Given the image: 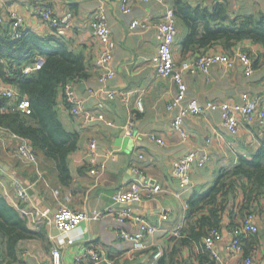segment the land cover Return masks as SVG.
Returning a JSON list of instances; mask_svg holds the SVG:
<instances>
[{
    "label": "crops",
    "instance_id": "1",
    "mask_svg": "<svg viewBox=\"0 0 264 264\" xmlns=\"http://www.w3.org/2000/svg\"><path fill=\"white\" fill-rule=\"evenodd\" d=\"M186 1L205 8L225 1L233 14H264V0ZM102 3L107 9L110 38L115 43L111 62L115 76L106 83V89L130 92L132 96L129 107H123L118 101L104 100L99 93L101 85L98 78L102 71L95 64L99 43L92 36L89 23ZM118 5L119 0H0V17L9 33L11 12L22 18L25 29L40 38L51 35L50 29L40 19L39 14L44 8H52L58 15L72 13V27L65 39L74 53L84 55L89 74V79L81 82L85 84V88H80L79 83L75 86V91L79 97L86 98V106L91 113L101 114L103 117L90 125H83L70 114L63 97L59 95L57 108L60 120L68 131L78 134L77 147L68 157L70 183L61 185L53 162L42 157L38 158L36 165L23 163L14 155L16 141L7 139L0 142V160L10 166L15 176L0 169V182L5 188L3 190L0 185V194L3 196L4 192L7 193L4 198L15 207L19 199L16 197L13 181L28 180L37 191L41 205L51 214H55L60 204L91 214L104 212L109 208L115 211L126 208L113 203L112 195L119 189H126L133 180L148 181L162 189L154 199L127 206L133 213L144 217L158 228L157 233L147 239V249L138 252L133 250L132 243L120 240L119 231L136 234L138 229L129 222L121 224L113 215L106 214L97 220L82 223L85 229L84 238L63 251V264H72L73 255L83 245L101 250L112 264H148L154 248L160 247L162 251H168L174 232L184 226L189 199L204 193L213 184L220 169L234 166L241 156H251L264 139V128L258 125L255 118L242 121V132L232 137L222 128L217 112H205L199 116L184 118L183 127L188 133L185 140L173 132L171 123L177 110L169 111L167 106L175 93V87L171 80L159 78L155 74V59L160 41L156 26L165 10L173 8V0H162L161 3L157 0L134 2L128 15L120 13ZM135 18L147 20L149 29L142 33L129 32L128 24ZM176 22L178 33L174 44V59L181 63L189 60L190 56L180 51L185 29L180 22ZM239 49L249 52L255 59L264 53L261 47L245 41L239 43L235 51L228 55H233ZM208 53L226 54L218 44L209 49ZM184 81L187 85V99H196L201 104L238 102L242 93H264V59L261 57L250 77L244 76L241 65L236 60L234 67L227 70L213 65L206 77L185 73ZM0 88H12V85L0 80ZM137 95L142 99L143 112L135 109ZM99 102L103 103L102 108L97 107ZM127 120L134 121L130 138L124 137L120 130V126ZM147 133L162 138L164 144L158 146L151 142L145 136ZM90 141L96 143L93 155L89 151ZM229 145H232L234 152ZM189 152L205 154L210 161L204 167H192L190 189L181 193L179 181L172 175L171 165ZM99 163H104L105 169L97 178L89 170L97 167ZM241 202L242 191L239 189L225 203L219 225L222 237L214 245L222 261L227 260L226 247L231 241L229 230L243 219L238 212ZM34 205L39 210L35 203ZM46 219L50 220L45 215L44 220L37 224L29 223V226L37 231L44 225L50 246L46 248L40 242L27 243L20 255V261L15 264H51L53 230L46 224ZM253 224L258 229L257 233L243 236V253L240 257L229 260V264H241L243 254L250 255L253 264H264V198H260L253 208ZM197 252L196 247L183 250L182 264H199L195 257Z\"/></svg>",
    "mask_w": 264,
    "mask_h": 264
},
{
    "label": "trees",
    "instance_id": "2",
    "mask_svg": "<svg viewBox=\"0 0 264 264\" xmlns=\"http://www.w3.org/2000/svg\"><path fill=\"white\" fill-rule=\"evenodd\" d=\"M172 9L176 20L185 29L180 51L190 58L208 53L217 44L226 54H231L239 43L245 41L264 51V14H233L225 1L205 8L186 0H173ZM37 56L43 57V65L31 74H22L20 68L32 63ZM0 57V79L14 86L17 92L16 101H0V127L28 140L37 160L42 157L53 162L59 182L68 185L71 181L68 157L77 147L78 134L63 126L57 101L59 95L63 97L66 83L77 85L89 79L86 58L81 53H74L65 38L52 34L40 38L25 29L21 38L12 40L4 26H0ZM250 57L256 67L261 57L264 59V53L256 59ZM239 189L242 191V202L238 212L243 221L246 216L253 215L254 206L260 198H264V139L251 156H241L234 166L220 169L215 181L204 193L189 199L184 226L178 236L171 237L168 251H162L156 264H182L183 250L192 247L198 250L195 257L199 264L210 262L204 239L210 230L220 229L225 203ZM250 234L255 233L241 236V254L243 236ZM29 242H40L48 248L50 240L46 227L43 225L37 231L31 229L26 216L0 194L2 264L19 262ZM243 256L250 257L247 254Z\"/></svg>",
    "mask_w": 264,
    "mask_h": 264
},
{
    "label": "built area",
    "instance_id": "3",
    "mask_svg": "<svg viewBox=\"0 0 264 264\" xmlns=\"http://www.w3.org/2000/svg\"><path fill=\"white\" fill-rule=\"evenodd\" d=\"M150 0H119V12L125 15L130 14L131 6L134 2L147 3ZM160 3L162 0H157ZM41 21L50 29L51 34L58 38H66L70 28L72 27L73 15L67 12L63 15H58L52 8H44L40 12ZM9 23L11 27L10 37L12 40L19 39L23 36L25 28L22 24V18L15 12L9 14ZM176 17L172 8H167L157 24L160 41L157 48V56L155 59V74L159 78H167L171 80L175 87V93L167 109L177 110V115L171 123V130L175 132L182 140L187 139L188 133L183 127V119L188 116H199L205 112L219 113L220 123L222 128L232 137L238 136L242 130V121H249L255 118L258 125L264 128V93L261 95H252L250 93H242L238 102H206L199 103L196 99H187V85L184 81V74L190 75L201 74L207 76L213 65H219L224 69L234 67L237 60L242 68L245 77L252 76L254 72V60L247 52L240 49L233 55L224 53H203L196 55L189 60L177 63L174 59V44L177 37ZM4 25L3 19L0 17V26ZM89 29L92 36L99 43V52L95 59L96 66L102 71L98 83L101 85L99 93L104 100L109 102L118 101L123 107H129L131 104V93L106 89V83L115 76V70L111 67L115 43L110 38V29L108 25L107 9L105 4H100L94 18L89 23ZM131 33L145 32L149 29V23L145 19H132L127 27ZM1 61V57H0ZM43 65V57L37 56L32 63L24 64L20 68V72L24 75L31 74L34 70L39 69ZM1 80V79H0ZM76 84L68 82L63 88V98L68 105L70 114L83 125H90L103 117L101 114L95 115L91 113L86 106V98L79 97L75 91ZM17 92L15 88H0V101L7 99L16 101ZM135 109L138 112H143V103L140 95L135 99ZM98 108L103 107V103L97 104ZM134 121L127 120L120 126V130L124 137H132ZM148 140L154 142L158 146H162L164 141L162 138L155 136L153 133L145 134ZM7 139L16 141L14 155L17 156L23 163L28 165L37 164V156L31 143L19 136L10 133L8 130L0 127V142ZM234 152L232 145L228 146ZM96 149L95 141H90L89 151L93 155ZM109 156V154H106ZM141 159L142 156L140 155ZM210 159L205 154L197 152H189L181 159L173 161L171 172L179 181L181 193L190 189V171L194 165L204 167L209 163ZM105 169L104 163H99L97 167L89 170L91 175L98 178ZM0 185L5 190L3 183ZM33 186V185H31ZM13 188L19 203H15V207L26 216L31 224L45 219V214L38 210L23 186L22 181L16 179L13 181ZM162 189L159 185L150 182H141L139 180L131 181L126 189H119L112 195V201L115 204H129L133 202H141L143 200L154 199ZM7 197V193L4 192ZM30 208H27L29 207ZM110 214L116 220L123 224L131 223L138 229L136 234H130L125 230L118 233V238L122 241L132 243L133 250L141 252L149 247L147 239L155 235L158 228L151 225L144 217L133 213L131 208H123L121 210L107 209L104 212L86 213L78 209L69 208L65 204H60L55 211L54 224L59 232L57 236H52L53 246L51 249V264H63V251L77 242L83 240L85 229L82 223L97 220L100 217ZM46 224L51 226V220L46 219ZM257 227L253 224V215H248L244 218L240 225L230 228L229 235L231 241L226 247L227 260L222 261L219 254L214 248L216 242L221 240V231L212 229L204 239L205 251L209 253L210 262L205 264H229V260L240 257L242 248L240 245L241 236L248 233H256ZM179 230L174 232V236H178ZM162 256V249L155 247L148 264H156V261ZM112 264L107 259L103 252L99 249H94L88 245L79 246L72 258V264ZM0 264L1 255H0ZM241 264H253L252 259L243 258Z\"/></svg>",
    "mask_w": 264,
    "mask_h": 264
},
{
    "label": "water",
    "instance_id": "4",
    "mask_svg": "<svg viewBox=\"0 0 264 264\" xmlns=\"http://www.w3.org/2000/svg\"><path fill=\"white\" fill-rule=\"evenodd\" d=\"M4 26H5V24H4ZM79 87L83 89V88H85V84L81 83V84H79ZM0 169L5 171V172H9V173H11V175L15 176V173L11 170L10 166L1 160H0ZM22 184L26 188L27 193L31 196L32 200L37 205L39 210L51 220V222H52L51 227L53 230L52 235L57 236L59 234V232L57 231L55 224H54L55 216L53 214H51L47 208H45V207H43V205H41V201L38 197L37 191L31 186V183L28 180L23 181ZM137 204L138 203L133 202V203H129V204H119V205H121L122 207H127L130 205H137Z\"/></svg>",
    "mask_w": 264,
    "mask_h": 264
},
{
    "label": "rangeland",
    "instance_id": "5",
    "mask_svg": "<svg viewBox=\"0 0 264 264\" xmlns=\"http://www.w3.org/2000/svg\"><path fill=\"white\" fill-rule=\"evenodd\" d=\"M3 197H5L4 194H3Z\"/></svg>",
    "mask_w": 264,
    "mask_h": 264
}]
</instances>
